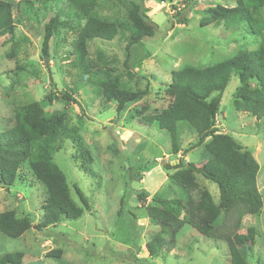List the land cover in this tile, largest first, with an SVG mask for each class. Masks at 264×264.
Returning a JSON list of instances; mask_svg holds the SVG:
<instances>
[{
	"label": "rangeland",
	"instance_id": "rangeland-1",
	"mask_svg": "<svg viewBox=\"0 0 264 264\" xmlns=\"http://www.w3.org/2000/svg\"><path fill=\"white\" fill-rule=\"evenodd\" d=\"M1 1L13 5L14 25L12 42L5 43L8 36L0 38V132L12 124L16 106L38 103L46 117L54 111L63 114L65 126L81 137L93 162L90 173L82 172L72 159L75 150L71 143H56L60 149L54 153L53 162L83 212L76 220L60 218L56 226L42 232L31 229L18 239L0 233V257L22 252V264H229L225 243L205 238L188 225L178 231L175 248L169 254L148 256L145 244L155 231L137 197L147 196L144 205L152 197L182 199L183 191L171 180L176 171L168 168L180 157L187 165H199L207 155L203 145L188 150L195 136L185 127H181L179 152L172 155L169 135L140 118L133 119L132 110L142 103L151 108L165 107L163 89L173 71L186 66L207 67L233 57L239 49H256L259 37L247 34L242 26L225 30L200 25L209 8L233 6L234 0H97L95 11L110 21L124 20L129 4H139L154 29L152 38L129 49L128 57L125 41L119 36L111 42L94 40L88 44L85 64L92 67L93 81L97 82L94 72L103 69L105 61L127 89L146 91L120 114L116 113V103L104 102L89 85L72 95L75 101L55 100L49 105L44 100L48 92L59 99L73 83L85 84L83 69L70 53L75 35L66 29L59 31L49 44V57L42 58L43 25L54 13L52 4L42 0ZM237 86V79L231 77L222 93L215 125L250 151L259 166L256 186L263 207L259 214L243 218L240 233L250 227L256 230L247 261L264 264V119L234 111L232 99ZM22 172L26 180L17 181L8 193L7 188L0 187V213L13 210L18 216L28 215L37 225L46 191L28 170ZM195 179L218 204L217 185L199 175ZM56 250L61 251L59 259L46 257Z\"/></svg>",
	"mask_w": 264,
	"mask_h": 264
},
{
	"label": "trees",
	"instance_id": "trees-1",
	"mask_svg": "<svg viewBox=\"0 0 264 264\" xmlns=\"http://www.w3.org/2000/svg\"><path fill=\"white\" fill-rule=\"evenodd\" d=\"M42 1L52 4L54 13L43 25L41 57H49V44L59 31L69 30L75 35L70 52L73 62L82 67L85 77H82L85 84L73 83L59 99L48 92L44 100L49 105L55 100L75 101L72 95L89 85L94 86L95 96L106 103H116V113L120 114L127 104L145 95L146 91L127 89L116 70L104 64L105 61L103 69L99 67L94 72L97 82L91 78L92 67L85 64L88 44L94 40L105 43L119 36L125 41V56L128 57L130 48L153 37L154 29L139 4H129L124 20L110 21L95 11L97 0ZM263 10L264 0H234L233 6L209 8L200 20L201 26H222L225 30L242 26L247 34L259 37L256 49H239L233 57L207 67L186 66L173 71L170 82L163 89L167 97L165 107L151 108L142 103L132 110L133 119L140 118L169 135L172 155L179 152L181 127L195 136L188 150L203 145L207 155L206 161L199 165H187L180 157L176 165L168 168L176 171L171 180L183 191L182 199L152 197L144 205L147 196L137 197L154 226L155 233L145 244L149 257L162 252L169 254L175 248L178 231L188 225L205 238L225 243L229 264H248L247 253L254 246L257 234L252 227L241 234L240 227L243 218L259 214L263 207L256 186L259 166L250 151L223 133L215 122L222 93L231 77L238 81L232 99L234 111L256 120L264 119ZM13 25V5L0 0V38L9 37L5 43L12 42ZM14 63L17 66L18 61ZM63 118L58 111L46 117L38 103L22 104L14 108L10 127L0 132V187L7 188L8 193V188L17 181L26 180L22 172L26 169L46 191L37 225L28 215L18 216L13 210L0 213V233L8 238L18 239L31 229L42 232L56 226L60 218L76 220L83 212L71 198L65 176L53 162L54 153L60 149L56 143L64 140L71 143L75 150L72 159L82 172L90 173L93 159L81 137L65 126ZM195 175L217 185L218 204L213 202L208 191L199 187ZM74 191L82 206L87 208L81 192L75 187ZM23 257L22 252L4 254L0 264H22ZM46 257L59 259L61 251L50 252Z\"/></svg>",
	"mask_w": 264,
	"mask_h": 264
}]
</instances>
